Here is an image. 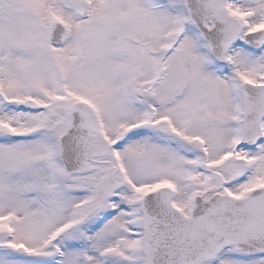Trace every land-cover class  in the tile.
<instances>
[{
	"label": "rangeland",
	"instance_id": "rangeland-1",
	"mask_svg": "<svg viewBox=\"0 0 264 264\" xmlns=\"http://www.w3.org/2000/svg\"><path fill=\"white\" fill-rule=\"evenodd\" d=\"M87 1L90 15L82 18L75 0H0V98L7 102L0 101V237L14 249L0 251V264H140V193L160 184L173 188L174 206L188 213L196 194L222 182L191 167L197 160L190 145L225 177L222 194L264 185V134L252 148L230 147L238 106L233 88L242 79L264 83V48L255 53L240 36L219 69L190 25L180 32L176 0L157 8L148 0ZM252 2L251 13L234 6L228 12L243 19L242 34L264 26V0ZM53 20L71 30L62 46L47 41ZM175 38L149 90L157 59ZM143 97L183 145L140 126L148 115ZM72 99L94 110L111 149L82 173L56 175L47 141L63 131ZM240 158L249 166L245 176L233 173ZM50 240L56 250L40 259ZM208 264H264V256L240 258L226 249Z\"/></svg>",
	"mask_w": 264,
	"mask_h": 264
},
{
	"label": "water",
	"instance_id": "water-1",
	"mask_svg": "<svg viewBox=\"0 0 264 264\" xmlns=\"http://www.w3.org/2000/svg\"><path fill=\"white\" fill-rule=\"evenodd\" d=\"M179 1L185 18L209 41L212 55L224 62L228 46L240 32L236 20L225 15L224 0ZM207 21L212 23V30L206 28ZM67 37L63 24H52L50 42L62 44ZM245 39L258 47L264 42V30ZM240 92L242 142L251 146L261 133L264 86L245 83ZM67 120L65 131L55 141L56 157L64 171H81L90 158L105 154L107 147L101 140L93 141L100 135L98 125L94 113L84 103L73 102ZM171 197L172 191L161 187L140 198V253L144 264H200L211 261L226 246L241 255L264 252V187L240 199L219 194L208 200L197 196L189 216L172 207Z\"/></svg>",
	"mask_w": 264,
	"mask_h": 264
},
{
	"label": "flooded vegetation",
	"instance_id": "flooded-vegetation-1",
	"mask_svg": "<svg viewBox=\"0 0 264 264\" xmlns=\"http://www.w3.org/2000/svg\"><path fill=\"white\" fill-rule=\"evenodd\" d=\"M161 127H163V126L161 125ZM153 128L160 131V128H158V127H153ZM167 135H170V133L168 132Z\"/></svg>",
	"mask_w": 264,
	"mask_h": 264
}]
</instances>
